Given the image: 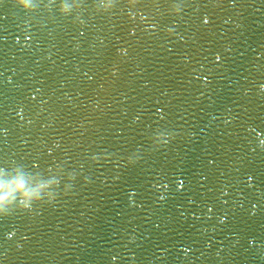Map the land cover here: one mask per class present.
<instances>
[{
	"label": "water",
	"instance_id": "water-1",
	"mask_svg": "<svg viewBox=\"0 0 264 264\" xmlns=\"http://www.w3.org/2000/svg\"><path fill=\"white\" fill-rule=\"evenodd\" d=\"M225 0H0V264H127Z\"/></svg>",
	"mask_w": 264,
	"mask_h": 264
}]
</instances>
